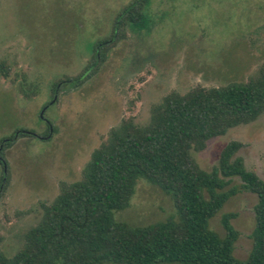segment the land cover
Wrapping results in <instances>:
<instances>
[{"label": "rangeland", "instance_id": "obj_1", "mask_svg": "<svg viewBox=\"0 0 264 264\" xmlns=\"http://www.w3.org/2000/svg\"><path fill=\"white\" fill-rule=\"evenodd\" d=\"M133 1L0 0V143L18 130L37 135H19L0 151L9 169L0 194V253L18 252L43 205L63 184L82 179L92 153L124 120L146 125L171 93L245 83L264 63V0H149L144 30L126 28L98 73L65 85L55 102V84L84 71L96 43L111 39L117 15ZM232 141L243 144L237 156L246 169L264 180V114L193 157L211 172ZM3 173L0 165V188ZM257 202L254 194H238L211 221L223 236L222 215H238L232 223L241 235L235 247L241 260L252 250ZM169 220L179 221L172 198L144 178L130 205L114 213L115 222L132 228Z\"/></svg>", "mask_w": 264, "mask_h": 264}, {"label": "trees", "instance_id": "obj_2", "mask_svg": "<svg viewBox=\"0 0 264 264\" xmlns=\"http://www.w3.org/2000/svg\"><path fill=\"white\" fill-rule=\"evenodd\" d=\"M148 2L134 0L126 6L115 19L111 39L96 43L84 71L59 81L52 92L58 95L65 85L76 87L95 76L126 28L144 30ZM263 114L264 63L245 83L171 93L152 109L148 124L129 119L112 129L92 153L82 179L62 185L56 199L43 205L41 220L27 231L18 252L11 257L0 253V264H264V180L237 156L243 144L232 141L225 146L211 172L193 157V151H204L210 140ZM33 134L18 130L1 141L0 151L19 135ZM0 165L1 194L9 173L3 156ZM138 178L172 198L178 222L132 228L114 221V213L130 205ZM242 193L258 198L253 246L244 260L235 256L241 236L232 223L236 213L222 215L223 236L211 228L229 200Z\"/></svg>", "mask_w": 264, "mask_h": 264}, {"label": "flooded vegetation", "instance_id": "obj_3", "mask_svg": "<svg viewBox=\"0 0 264 264\" xmlns=\"http://www.w3.org/2000/svg\"><path fill=\"white\" fill-rule=\"evenodd\" d=\"M57 97H58V95L57 94H55V96H54V100L56 101L57 100ZM45 108V107H44ZM43 121H45L46 122V124L49 126V130H50V132L52 133L53 132V130H52V127L49 125V121H47L46 120V118L45 119H42ZM33 135H35V136H37L36 134H33ZM52 135V134H51ZM18 136V135H17ZM39 137V136H38ZM48 137V136H47ZM51 137V136H50ZM49 137V138H50ZM42 139H43V137H42Z\"/></svg>", "mask_w": 264, "mask_h": 264}, {"label": "water", "instance_id": "obj_4", "mask_svg": "<svg viewBox=\"0 0 264 264\" xmlns=\"http://www.w3.org/2000/svg\"><path fill=\"white\" fill-rule=\"evenodd\" d=\"M41 118H42V119L44 118L43 114L41 115Z\"/></svg>", "mask_w": 264, "mask_h": 264}]
</instances>
